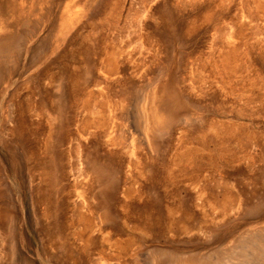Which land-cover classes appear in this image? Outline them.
<instances>
[{
	"label": "rangeland",
	"instance_id": "374dc122",
	"mask_svg": "<svg viewBox=\"0 0 264 264\" xmlns=\"http://www.w3.org/2000/svg\"><path fill=\"white\" fill-rule=\"evenodd\" d=\"M9 2L0 264H264V0Z\"/></svg>",
	"mask_w": 264,
	"mask_h": 264
},
{
	"label": "bare ground",
	"instance_id": "6f19581e",
	"mask_svg": "<svg viewBox=\"0 0 264 264\" xmlns=\"http://www.w3.org/2000/svg\"><path fill=\"white\" fill-rule=\"evenodd\" d=\"M10 0H6L4 2H2L0 4V31H5L7 33V35L10 38L14 37V32H12V30H10V25L13 24V22L10 21V19L12 17H15L16 15L14 14V12L12 11V4L9 2ZM70 13L69 10L62 8V14L65 15V17L68 16V14ZM23 25H25V21H23ZM53 25V24H52ZM51 25V26H52ZM62 26V24H61ZM14 30V29H13ZM117 48V47H116ZM114 50V49H113ZM115 52L111 51L108 53L106 59H105V63L107 68L109 69L108 71V75H113L116 74V61H115V56H114ZM107 76V75H106ZM106 106V105H105ZM92 108V107H90ZM93 109V108H92ZM95 109V108H94ZM96 110V109H95ZM90 111V110H89ZM94 111V110H93ZM93 113V112H92ZM112 121V120H111ZM118 127V126H117ZM113 128V127H112ZM121 128V127H120ZM110 132V131H109ZM120 132V131H119ZM109 134V133H108ZM122 136V135H121ZM143 142V141H142ZM133 162V161H132ZM134 163V162H133ZM90 222V221H89ZM95 226V225H93ZM109 241V240H108ZM112 241V240H111ZM115 242V241H114ZM112 243V242H111ZM116 243V242H115ZM118 244V243H116ZM115 244V245H116ZM111 248V247H110ZM109 248V249H110ZM114 248V247H113ZM116 249V248H115ZM149 249V248H148ZM152 249V248H151ZM156 250V249H155ZM164 250V249H163ZM166 250V249H165ZM158 251V250H157ZM169 254V253H168ZM149 255V254H148ZM164 255V254H163ZM171 256V254H169ZM176 255H180V254H176ZM152 256V255H151ZM158 256V255H157ZM181 257V256H180ZM171 258V257H170ZM154 260V259H153ZM147 261V260H146ZM155 261V260H154ZM203 262V261H202ZM144 263V262H143ZM146 264V263H144Z\"/></svg>",
	"mask_w": 264,
	"mask_h": 264
}]
</instances>
